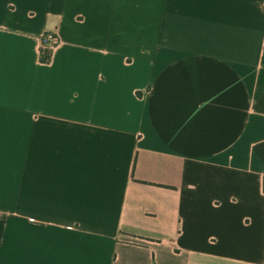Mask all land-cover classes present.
<instances>
[{
	"label": "crops",
	"instance_id": "obj_1",
	"mask_svg": "<svg viewBox=\"0 0 264 264\" xmlns=\"http://www.w3.org/2000/svg\"><path fill=\"white\" fill-rule=\"evenodd\" d=\"M0 264H264V0H0Z\"/></svg>",
	"mask_w": 264,
	"mask_h": 264
},
{
	"label": "built area",
	"instance_id": "obj_2",
	"mask_svg": "<svg viewBox=\"0 0 264 264\" xmlns=\"http://www.w3.org/2000/svg\"><path fill=\"white\" fill-rule=\"evenodd\" d=\"M59 39L56 34L51 31H47L41 36V50L50 52L52 48L58 44Z\"/></svg>",
	"mask_w": 264,
	"mask_h": 264
},
{
	"label": "trees",
	"instance_id": "obj_3",
	"mask_svg": "<svg viewBox=\"0 0 264 264\" xmlns=\"http://www.w3.org/2000/svg\"><path fill=\"white\" fill-rule=\"evenodd\" d=\"M40 53H41L40 60H41L42 62H46V61H48V59H49V57H50V52L40 50Z\"/></svg>",
	"mask_w": 264,
	"mask_h": 264
}]
</instances>
